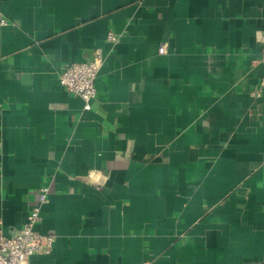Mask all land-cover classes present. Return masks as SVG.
<instances>
[{
  "label": "crops",
  "instance_id": "crops-1",
  "mask_svg": "<svg viewBox=\"0 0 264 264\" xmlns=\"http://www.w3.org/2000/svg\"><path fill=\"white\" fill-rule=\"evenodd\" d=\"M263 31L264 0H0L6 236L50 187L29 264H264ZM96 48L85 109L59 77Z\"/></svg>",
  "mask_w": 264,
  "mask_h": 264
},
{
  "label": "built area",
  "instance_id": "built-area-1",
  "mask_svg": "<svg viewBox=\"0 0 264 264\" xmlns=\"http://www.w3.org/2000/svg\"><path fill=\"white\" fill-rule=\"evenodd\" d=\"M2 23H7L5 19ZM107 38L112 42H119L121 34L110 30ZM262 46L261 60L264 63V31L260 36ZM166 51L165 44H161L160 52ZM103 63V53L100 48L91 52L88 60L68 63L63 68L59 80L70 92L75 93L84 101L85 109H91V102L97 97L96 78ZM261 88L257 89V97L264 96V76L261 79ZM50 187L42 186L39 189V203L32 207L23 227L6 236L0 228V264H29V259L36 253H50L53 249L55 235L42 234L36 227L43 217L42 205L48 201ZM0 224L2 220L0 218Z\"/></svg>",
  "mask_w": 264,
  "mask_h": 264
}]
</instances>
